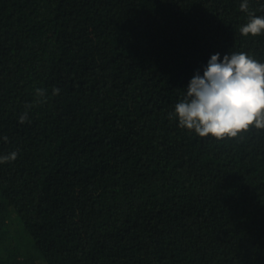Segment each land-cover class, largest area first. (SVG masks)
Listing matches in <instances>:
<instances>
[{
  "label": "trees",
  "instance_id": "trees-1",
  "mask_svg": "<svg viewBox=\"0 0 264 264\" xmlns=\"http://www.w3.org/2000/svg\"><path fill=\"white\" fill-rule=\"evenodd\" d=\"M241 3L0 0V264H264V129L169 119L212 55L264 63Z\"/></svg>",
  "mask_w": 264,
  "mask_h": 264
},
{
  "label": "clouds",
  "instance_id": "clouds-1",
  "mask_svg": "<svg viewBox=\"0 0 264 264\" xmlns=\"http://www.w3.org/2000/svg\"><path fill=\"white\" fill-rule=\"evenodd\" d=\"M264 7V6H262ZM248 21L239 29L241 35L258 36L264 33V15L249 11L248 0L240 4ZM53 89V95L59 94ZM39 102H46L47 93L36 89ZM26 106L20 123L28 119ZM169 119H177L179 126L194 131L199 137H213L217 141L239 138L250 128L264 129V63L245 52L211 56L203 72L190 80L184 98L178 102ZM16 152L0 156V162H10Z\"/></svg>",
  "mask_w": 264,
  "mask_h": 264
}]
</instances>
